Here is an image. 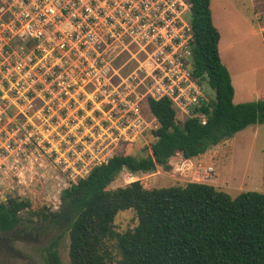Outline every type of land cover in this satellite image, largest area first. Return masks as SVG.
I'll use <instances>...</instances> for the list:
<instances>
[{"label": "built area", "instance_id": "1", "mask_svg": "<svg viewBox=\"0 0 264 264\" xmlns=\"http://www.w3.org/2000/svg\"><path fill=\"white\" fill-rule=\"evenodd\" d=\"M190 16L188 0H0V192L70 188L143 138L149 99L182 122L208 102Z\"/></svg>", "mask_w": 264, "mask_h": 264}, {"label": "trees", "instance_id": "2", "mask_svg": "<svg viewBox=\"0 0 264 264\" xmlns=\"http://www.w3.org/2000/svg\"><path fill=\"white\" fill-rule=\"evenodd\" d=\"M188 1L193 74L201 85L208 83L215 99L203 101L182 123L170 99H149L158 123L150 147L140 155H114L93 167L61 193L55 212L33 211L30 202L18 196L0 200L3 239L12 242L23 232L55 231L44 248L45 264H65L59 255L65 233L69 264H264L262 192L242 191L233 197L201 182L146 189L134 181L109 189L123 172H169L170 159L178 154L185 160L198 157L248 126L264 124V100L233 101L235 91L219 55L221 35L213 24L211 0ZM200 115H205V123ZM126 210L135 211L138 224L117 233L114 219ZM111 240L116 241L113 250L107 245Z\"/></svg>", "mask_w": 264, "mask_h": 264}, {"label": "rangeland", "instance_id": "3", "mask_svg": "<svg viewBox=\"0 0 264 264\" xmlns=\"http://www.w3.org/2000/svg\"><path fill=\"white\" fill-rule=\"evenodd\" d=\"M211 12L214 20L220 27H235V35L239 41L249 44L251 51H255L256 55L241 56L242 65L250 64L260 66L261 74H264V46L258 41L257 36H251L247 40L245 37V29L256 27L254 21V9L250 0H211ZM253 21V22H252ZM235 37V36H234ZM228 41L225 39L224 44ZM245 49V48H244ZM244 49L238 47L239 53L243 55ZM228 57H233V52L228 51ZM251 75H253L251 73ZM260 77L261 75H257ZM254 85L257 84L256 77H249ZM260 86L256 85V90H262L264 86L260 81ZM234 84L237 88L238 96L234 100L235 104L241 102H252L257 99L246 96L240 97V91L244 93L248 89L245 81L241 80L238 75H235ZM202 92L207 100L215 99L214 90L204 82ZM249 89L247 93L249 94ZM150 115V129L144 133L143 138L138 139L134 144L125 145L118 150L120 154L140 155L141 150L150 147L154 141L152 130L158 126L157 121ZM180 123L184 120L177 116ZM181 154L175 156L172 160V170L169 172L158 168L151 173H140L131 175L127 172L121 173L116 180L110 185L109 189L122 187L134 181H140L144 188H166L171 186H184L189 182H201L214 185L220 190L235 197L242 191H258L264 193V124H255L248 126L244 130L237 132L228 140H224L217 146L211 147L205 154L190 159L184 162ZM209 168H213V172H209ZM85 177V176H84ZM81 176L75 177L78 180ZM68 181L65 176H58L57 182ZM63 190L51 188L47 182L44 185L37 186L35 191L26 193V196H21L22 199L30 202L31 210L45 212H55L60 205V195ZM18 191L0 192V200L5 202L8 197H20ZM24 215V214H23ZM25 216V215H24ZM33 220H37L35 217ZM138 224V219L134 210H126L119 212L114 219V231L122 233L127 230L134 229ZM21 233V237L24 235ZM60 233V232H57ZM56 232L47 230L39 234L35 239L37 241H28V239H20L14 241L12 246L19 251L27 259L22 260L11 252H0V264H45L44 248L48 242L55 237ZM116 243L111 240L107 243L112 249V245ZM115 254V250H114ZM59 255L63 263L69 264V237L65 233L59 242Z\"/></svg>", "mask_w": 264, "mask_h": 264}, {"label": "crops", "instance_id": "4", "mask_svg": "<svg viewBox=\"0 0 264 264\" xmlns=\"http://www.w3.org/2000/svg\"><path fill=\"white\" fill-rule=\"evenodd\" d=\"M250 3L252 5V8L254 9V21H256L254 23L256 27H249L245 29L246 31L245 37L248 40L250 39V35L257 36L258 41L264 46V0H250ZM210 8H211V5H210ZM212 20H213L214 26L218 29L221 35L219 45H218V50H219L221 61L227 67L230 73V76H231L232 85L235 91L233 101L238 96L237 88L234 84V78L236 74L241 80L245 81V85L250 90L249 94L247 93L248 89L246 90L245 93L243 91H240V97L245 98L246 96H249V97L254 96L257 99L256 101L264 100V88L262 90L255 89L256 85L260 86L261 84L260 81L262 82V85L264 86V74L260 73L262 72L260 70V66L253 65L252 67L248 63L246 65H242L241 56H247V58H249L250 56L253 55L254 57L256 55L255 51L246 49V48H249L250 46L249 44L247 47H245L247 45L246 41L242 42L237 39L235 35V32H236L235 27H220L219 26L220 24H217V22L214 20L213 13H212ZM225 39L228 40L226 41L227 42L226 44H224ZM239 46L242 47L243 49L245 48L243 55L241 54V52L239 53L238 51ZM228 51L233 52V57L231 58L228 57V54H227ZM251 73L253 75H251ZM259 74L261 75L260 77L257 76ZM250 76L256 77L257 81L259 80L256 85H254L253 80L252 82L250 81L249 79ZM241 103H244V102H241ZM173 158L170 159V164L172 163ZM187 161H190V159L184 160V162H187Z\"/></svg>", "mask_w": 264, "mask_h": 264}, {"label": "flooded vegetation", "instance_id": "5", "mask_svg": "<svg viewBox=\"0 0 264 264\" xmlns=\"http://www.w3.org/2000/svg\"><path fill=\"white\" fill-rule=\"evenodd\" d=\"M14 235V233H12ZM40 233L37 231H31V232H26L24 235L21 237L19 236L18 238H15L12 242H9L7 239H3V234L0 233V252H11L15 254L17 257H19L22 260H26L27 258L22 255L19 251L15 250L12 246V243L14 241H18L20 239H28V241H37L35 237H37ZM16 235V234H15ZM21 235V234H20ZM5 236H10V235H5Z\"/></svg>", "mask_w": 264, "mask_h": 264}]
</instances>
